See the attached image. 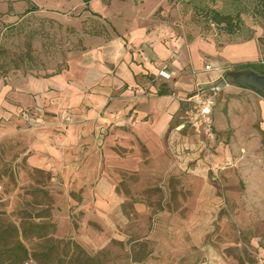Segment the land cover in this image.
I'll list each match as a JSON object with an SVG mask.
<instances>
[{"label":"crops","instance_id":"crops-1","mask_svg":"<svg viewBox=\"0 0 264 264\" xmlns=\"http://www.w3.org/2000/svg\"><path fill=\"white\" fill-rule=\"evenodd\" d=\"M69 1L64 18L58 17L61 13L51 15L71 32L69 39L73 42L55 60L58 68L42 75L13 70L0 80L1 107H35L39 112L44 106L70 107L79 112L78 116L73 114L71 124L60 128L61 132H53L48 130L53 121L21 111L22 123L37 127L26 145L29 164L64 172L67 178L68 169H80L74 156L83 149L87 153L88 148L94 150L93 129L96 135L105 134L107 129L98 149L107 166L127 170V165L114 160L146 154L151 157L154 173L169 174V156L173 153L182 157L186 147L185 111L191 96L199 91L215 96L214 162H227L229 179L223 182L227 196L239 205L254 202L242 175L249 163L254 168L262 166L253 187L257 188L258 202L264 203V98L225 78L226 71L241 64L260 65L264 59L261 27L237 19L229 32L224 23L211 19L216 10L194 7L199 17L202 13L206 19L202 31L200 20L193 24L168 20L175 14L171 1L176 0ZM182 6L188 8L187 4ZM208 63H219L221 71L206 70ZM161 71L169 76H161ZM87 172L79 188L90 186L94 175L90 169ZM170 178L179 187L190 185L182 177ZM98 181L106 185L107 179L101 176ZM109 185L117 191V185Z\"/></svg>","mask_w":264,"mask_h":264},{"label":"rangeland","instance_id":"rangeland-1","mask_svg":"<svg viewBox=\"0 0 264 264\" xmlns=\"http://www.w3.org/2000/svg\"><path fill=\"white\" fill-rule=\"evenodd\" d=\"M30 1L39 9L25 15L27 0H0V80L13 70L14 73L29 71L42 75L57 69V57L73 46L69 39L71 32L51 17L56 12L61 13L58 17L64 18L62 15L67 13L71 1ZM171 3L175 14L168 20L191 24L200 20L203 31L204 14L199 17L200 12L193 9L204 6L259 25L260 39L264 43V10L258 0H176ZM182 4H187L188 8L184 10ZM28 44L30 54L26 51ZM21 111L53 121L48 129L53 132H61L60 128L72 123L73 114L79 115L70 107L48 109L44 106L39 112L35 107L19 110L0 106V215L7 221L18 225L21 212L30 215L29 221H39V211L50 203L49 221L55 225L53 236L77 241L98 258V264H264V203L258 202L257 188L253 187L258 173L263 172L262 166L254 168L247 163L242 175L250 186L248 195L254 202L237 204L227 196L228 189L223 186L229 179L227 162L218 160V165L214 162L216 137L211 141L201 130L186 123L183 134L188 139L182 157L171 153L169 174H160L159 171L154 173L151 157L146 154L114 160L127 165V170L107 166L98 149L108 131L96 135L93 129L94 150L88 148L87 153L83 149L79 156L75 155L74 163L80 169H68L65 178L64 172L35 170L29 164L26 145L37 127L30 122H25V126ZM136 168L139 169L134 170ZM87 169L92 170L94 177L90 186L79 188L82 176L89 173ZM99 175L107 179L106 185L98 181ZM170 177L184 178L190 185L179 187ZM168 181H173L171 186ZM108 182L117 185V191ZM25 242L30 248L38 243L33 238ZM148 251L150 254L145 261L132 260L135 253L141 255Z\"/></svg>","mask_w":264,"mask_h":264},{"label":"trees","instance_id":"trees-1","mask_svg":"<svg viewBox=\"0 0 264 264\" xmlns=\"http://www.w3.org/2000/svg\"><path fill=\"white\" fill-rule=\"evenodd\" d=\"M264 10V0H258ZM28 6L24 14L38 10V6L27 0ZM211 19L218 24L224 23L227 31L231 32L236 26V18L231 14L213 12ZM30 44L26 51L30 54ZM256 63L241 64L238 68L250 67L264 74V69ZM264 66V65H263ZM160 91L159 93H163ZM39 170V168H34ZM172 182V181H171ZM46 192V191H44ZM74 196V193H70ZM50 203L41 209L37 215L39 221H29L30 215H19L20 223L7 221L0 215V264H27L30 261L36 264H98V258L90 255L77 241L73 239H56L53 236L55 225L49 221L51 217ZM161 210L164 208H160ZM24 213V212H23ZM38 241L35 247L30 248L25 240ZM150 252L135 253L133 261L142 262L148 258Z\"/></svg>","mask_w":264,"mask_h":264},{"label":"built area","instance_id":"built-area-1","mask_svg":"<svg viewBox=\"0 0 264 264\" xmlns=\"http://www.w3.org/2000/svg\"><path fill=\"white\" fill-rule=\"evenodd\" d=\"M264 65V59L260 61ZM205 69H214L221 71L222 67L219 63H208ZM161 76L168 77L164 71L160 72ZM190 105L185 111V123L198 127L204 136L211 140H215V129L213 124V108L215 106L214 94H204L199 91L195 92L190 98ZM70 117L67 115L66 119Z\"/></svg>","mask_w":264,"mask_h":264},{"label":"water","instance_id":"water-1","mask_svg":"<svg viewBox=\"0 0 264 264\" xmlns=\"http://www.w3.org/2000/svg\"><path fill=\"white\" fill-rule=\"evenodd\" d=\"M225 78L226 80L231 79L237 85L254 91L264 98V74L246 67L226 71Z\"/></svg>","mask_w":264,"mask_h":264}]
</instances>
